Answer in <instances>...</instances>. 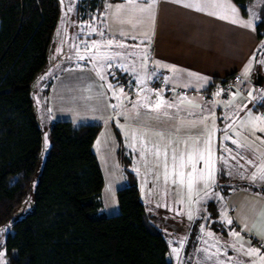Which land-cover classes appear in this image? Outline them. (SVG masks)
<instances>
[{"label": "crops", "instance_id": "obj_1", "mask_svg": "<svg viewBox=\"0 0 264 264\" xmlns=\"http://www.w3.org/2000/svg\"><path fill=\"white\" fill-rule=\"evenodd\" d=\"M78 2L75 0L76 6ZM188 3H197L202 7L210 3L223 7H204L202 11H197L184 6ZM117 5H124L130 14L139 18L135 25L119 22L118 15L122 14H118ZM228 5L235 8L236 12L233 13ZM263 5L264 0H248L247 15H244L232 0H155L153 21L148 19L147 13L128 8V0L106 1L99 10L100 20L96 26L104 32V40L108 37L126 45L120 49L122 56L116 59L115 66L104 64L107 67L104 79H98L101 75L93 74L87 62L65 63L53 77H43L41 81L43 86L51 82L44 99L48 113L56 120L67 119L74 125L101 124L93 151L98 144L102 158L111 164L117 161L121 171L116 132L122 140L124 153L126 133L127 136L133 133L131 125L124 124V117L142 125L146 124L143 118L149 119L153 114L159 116L162 129L158 131L164 134L162 141H171L173 146L177 140L187 138V132L192 131L197 135L203 132V128L207 129L205 133L212 134L211 156L215 164L211 166L215 170L212 168L214 180L218 183L215 191L225 198L229 215L233 217L232 226L238 228L244 221L250 232L249 236L243 234L242 238L245 242L249 239L251 247L259 248L258 253L261 255H264L261 251L264 239L256 233L264 231V174L259 171L264 164V132L253 129L264 127V79L260 86L254 85L252 74L257 69L264 76V50L257 53L262 42L256 36L255 27ZM76 14L74 21L79 19L78 12ZM220 16L225 18L221 19ZM124 19L129 17L124 16ZM234 19L237 23L231 22ZM241 21L251 22L253 27H243ZM81 23L82 26L95 27V23L89 20ZM121 32L126 35H121ZM132 36L136 39H131ZM85 39L87 47L95 46V34L89 33ZM95 58L99 59V56ZM173 68L176 70L173 71ZM113 71L130 78L136 86L142 87L141 90L129 97L125 96L117 86L118 75H114ZM233 73L241 76L239 88L221 96L211 94L210 85ZM159 80L165 83V91L152 97L150 83ZM157 94L167 104H178L181 110L162 106L158 111H150L141 106L147 102L153 104ZM137 101L140 103L137 104ZM193 104L198 107H193ZM250 117H261V120ZM53 120L55 118L52 117ZM230 124L233 125L232 129L228 128ZM146 125L154 128V125ZM235 129H239L241 135H233ZM233 139L242 146L233 144ZM170 149L168 171L171 173L174 171ZM180 149H185L184 143ZM149 150L151 156L155 157L154 149ZM221 159H226V164L220 165ZM155 174H165L163 165L161 169L156 167ZM253 174L255 179L252 178Z\"/></svg>", "mask_w": 264, "mask_h": 264}, {"label": "trees", "instance_id": "obj_2", "mask_svg": "<svg viewBox=\"0 0 264 264\" xmlns=\"http://www.w3.org/2000/svg\"><path fill=\"white\" fill-rule=\"evenodd\" d=\"M106 1H79L76 12L101 10ZM232 1L247 15L248 0ZM59 17L60 0H0V225L29 193L33 199L32 211L6 232L8 264H173L166 239L140 200L117 132L126 183L116 191L115 214L101 211L103 176L93 151L100 123L52 122L51 144L39 166L42 130L31 84L47 65ZM255 27L262 42L258 53L264 50V5ZM206 210L216 226L217 203L209 200Z\"/></svg>", "mask_w": 264, "mask_h": 264}, {"label": "rangeland", "instance_id": "obj_3", "mask_svg": "<svg viewBox=\"0 0 264 264\" xmlns=\"http://www.w3.org/2000/svg\"><path fill=\"white\" fill-rule=\"evenodd\" d=\"M102 1L98 0L99 3ZM83 5L85 7V3ZM77 7L75 0H60V17L50 44L47 65L31 84V96L34 101L35 113L42 130L39 166L42 165L51 144L49 129L51 123L54 122V120L51 121V118L57 119L52 114H49L48 109H46L44 95L42 94L44 86L43 84L41 85L43 77H53L54 73L61 69L65 63L76 64L82 62L90 64L93 74L104 76L103 74L107 71V67L104 64L109 63L115 66L116 59L122 56V52L119 53L120 49H124L123 47H117L116 44L111 47L103 46L111 38L106 37L104 40V35L101 36L99 34L102 31L96 26L100 20L99 6L93 11L84 10V14L79 12V19L74 21V16L77 15ZM86 20L95 23V27L82 26L81 21ZM93 28L96 29V32H92ZM89 33L96 35L95 46L91 48L87 47V40L85 39V35ZM97 56H99V59L95 58ZM113 72L114 75H118V78H116L119 79V82L117 83L116 79L114 80L118 85L122 83L123 79L130 80V78H125V76L120 79L123 75L118 74L116 71ZM138 87L142 88L141 86ZM147 104L151 105L152 102H147ZM169 104L174 105V102H169ZM173 108L181 110L178 104ZM142 120L146 124L154 125V128L147 127L146 124H138V121L136 123L131 121L129 117H124V124L131 125V132L133 131L136 134V139H133V133L128 136L126 133L125 154L131 159V169L137 176L139 197L145 206L146 214L166 239L172 263L252 264L254 261L255 264H260L259 258L264 255L257 253L256 256L250 258L244 254L248 249L246 245L251 246L249 239L245 242L242 238L244 237L243 234L249 236L248 233L250 232V229L243 224L244 221L242 225L237 224L240 226L238 228H234L232 224L228 223V220H233V217L229 215L230 210L226 206L225 198L218 191H215L218 183L214 180V172L212 173V168L214 170V167L211 165L215 164L212 156L209 164L212 173L211 179H208L207 170L204 169L203 162L196 163V174L193 176L191 190L188 188L187 179L188 174L192 172L190 163H186L183 168V183L180 182V177L176 172H171L170 178L167 180L165 179V174L157 176L155 174L157 166L153 163L156 157L151 156L149 149H154L155 153V146L157 144L163 145L162 137L157 135L162 129V124L160 123L162 119L153 114L149 119L143 118ZM206 130L203 128V132L197 135L192 131L187 132V138H183L182 141L188 142L187 145H190L199 137L201 141L198 147L202 150L203 142L206 139ZM141 131L149 134L142 137ZM94 150L103 176L101 211L115 214L119 211L116 191L125 185V179L117 161L115 164H111L110 161L109 163L102 158L103 155L98 144ZM162 159L163 157H161ZM224 160L226 159L220 160V165L226 164L227 160ZM159 167L161 169L162 165ZM202 170L205 171L204 178L199 175ZM35 184L36 179L32 182V189ZM209 200H214L218 206L219 215L217 221L219 223L216 226L213 225L215 222H212L206 210ZM32 209L33 199L32 194L29 193L20 206L14 210L8 222L0 225V264H8L9 262L4 244L9 225L14 220L32 211ZM189 214H191V219H189ZM233 232L240 234L241 239L239 241L233 236Z\"/></svg>", "mask_w": 264, "mask_h": 264}, {"label": "snow or ice", "instance_id": "obj_4", "mask_svg": "<svg viewBox=\"0 0 264 264\" xmlns=\"http://www.w3.org/2000/svg\"><path fill=\"white\" fill-rule=\"evenodd\" d=\"M154 3L155 0H128V8H132L135 10H138L140 13H147L148 14V19L149 20H153L154 21V15H153V7H154ZM142 4V6H141ZM185 7H190V8H195V10L197 11H202L204 7H223V5H212L210 3H205L203 5V7L200 4L197 3H188L184 5ZM228 7L231 8L232 12L235 13L236 9L232 8L231 5H228ZM117 10H118V14H122V15H118V19L120 23H131L133 25H135V23L137 22V20L139 19L138 17H135L134 15L130 14L127 10L126 7L124 5H117L116 6ZM210 15H214L215 13H209ZM124 16H128L129 19L125 20ZM221 19H224V16H220ZM232 23H237V21L234 19L231 21ZM241 26L243 27H249L252 28L253 25L251 22H244L241 21ZM90 27V25H89ZM254 30V28H253ZM92 32H96V29L93 28ZM101 36L104 35V32H100L99 33ZM121 35H126L125 33L121 32ZM131 39H136L135 36H132ZM113 44H116L117 47H125L126 45L121 44V43H117L114 40H108L106 42V44H104V47H111ZM133 47H138V45H134ZM81 59H83V57H81ZM147 59V57H145V60ZM111 65L109 64V67ZM173 71H175L176 69L173 68ZM190 75H194L192 73H190ZM101 79H104L103 76H101ZM201 79H203L201 77ZM109 88H111V85H108ZM123 90H121L122 92ZM217 95H219V93H217ZM249 96H252V92H249ZM117 99H119V97H117ZM147 99V98H145ZM183 102V101H182ZM140 102L137 101V104H139ZM189 103H191V101H189ZM142 107L145 108H149L150 111H158L161 109L162 106H166L167 108H172L174 107L173 104H167L166 101L163 100L162 97L159 96V94H157V100L155 101V103L149 105L147 103L142 104ZM193 107H198V105L193 104ZM133 107H136V104H133ZM207 119V118H205ZM249 119H255L257 121L261 120V117H250ZM243 124V122H242ZM229 129L233 128V125L230 124L228 125ZM259 130L260 132H264V127H259V128H254L253 131ZM227 131V129H226ZM149 133L141 131V136H146ZM157 135H160L161 137H163V133H157ZM211 133H207L206 139L203 142V149L201 150L198 145L200 144V138L197 137L196 140L194 141L193 145H187L186 142L184 141H180L177 140L175 142V146L172 145L171 141L165 142L163 143V145L161 144H157L155 146V157L156 159L153 161V163L159 167L161 164L163 165L164 169H165V179H169L171 173L168 171V167H169V160H168V152H169V148H171L172 151V155H171V163H172V169L174 172H176V174L180 177V182L183 183L184 182V172H183V168L185 167L186 162L190 163L192 166V172L188 174V188L189 190H191L192 188V180H193V176L196 174V163L198 162H203L204 164V169L207 170V176L208 179H211L212 173H211V169L209 168V164L211 162ZM233 135H241L239 129H235L233 131ZM227 139H231V137H227ZM133 139H136V134L133 133ZM184 143L185 144V149L182 151L180 149V145ZM233 144H237V146H242L237 140L233 139L232 140ZM143 151V150H142ZM230 151V150H229ZM185 152L187 153V161H185ZM161 157H163V159L161 160ZM249 163H251V161H249ZM259 171L264 174V164H262L259 168ZM201 178H204L205 176V171H201L199 173ZM253 179L256 178L255 174H253ZM175 183V181H173ZM189 219H191V214H189ZM228 223L231 224L232 221L228 220ZM233 236H235L237 238V240L239 241L241 239L240 234L233 232L232 233ZM256 235L260 236L261 239H264V231L256 233ZM262 247H264V245H262ZM175 251V249H174ZM260 251L259 248H254L249 246V248L247 249V251H245V255L248 257H254L256 256V254ZM260 264H264V256H261L260 258ZM252 264H255V262L253 261Z\"/></svg>", "mask_w": 264, "mask_h": 264}, {"label": "built area", "instance_id": "obj_5", "mask_svg": "<svg viewBox=\"0 0 264 264\" xmlns=\"http://www.w3.org/2000/svg\"><path fill=\"white\" fill-rule=\"evenodd\" d=\"M126 78V77H125ZM123 80H125L123 82ZM119 84V88L123 90L125 96L129 97L133 95L136 91H139L141 88H137L135 84L129 79H123ZM241 76L238 73H233L223 80H219L210 85L211 94H215L216 96H221L223 94H229L234 89L239 88V83L241 82ZM151 88V96H155L156 93H161L165 91L166 85L163 81L159 80L156 82L150 83ZM219 93V95H217Z\"/></svg>", "mask_w": 264, "mask_h": 264}, {"label": "water", "instance_id": "obj_6", "mask_svg": "<svg viewBox=\"0 0 264 264\" xmlns=\"http://www.w3.org/2000/svg\"><path fill=\"white\" fill-rule=\"evenodd\" d=\"M264 79V76L260 73L259 70H255V72L252 74V81L254 85L260 86L262 84V81Z\"/></svg>", "mask_w": 264, "mask_h": 264}, {"label": "bare ground", "instance_id": "obj_7", "mask_svg": "<svg viewBox=\"0 0 264 264\" xmlns=\"http://www.w3.org/2000/svg\"><path fill=\"white\" fill-rule=\"evenodd\" d=\"M135 83V82H134ZM253 83V82H252ZM145 86V85H144Z\"/></svg>", "mask_w": 264, "mask_h": 264}]
</instances>
